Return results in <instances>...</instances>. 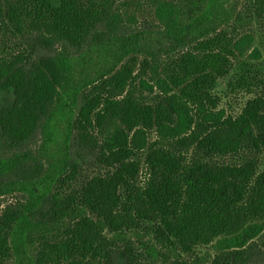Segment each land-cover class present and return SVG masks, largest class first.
<instances>
[{"label": "trees", "instance_id": "obj_1", "mask_svg": "<svg viewBox=\"0 0 264 264\" xmlns=\"http://www.w3.org/2000/svg\"><path fill=\"white\" fill-rule=\"evenodd\" d=\"M229 2L0 0V264H264V76L216 94L264 0Z\"/></svg>", "mask_w": 264, "mask_h": 264}, {"label": "rangeland", "instance_id": "obj_2", "mask_svg": "<svg viewBox=\"0 0 264 264\" xmlns=\"http://www.w3.org/2000/svg\"><path fill=\"white\" fill-rule=\"evenodd\" d=\"M244 0H230L226 8L233 7L236 12H240L244 5ZM250 31L253 32L255 36V42L250 50L258 49L264 53V22L259 23L258 21L250 25ZM246 76L249 83H252L253 78H258L259 76H264V59L253 60L248 55L240 59L231 75L228 78L222 79L218 83V88L216 90L217 96L222 99V108H224L229 114H238L243 108L244 104L251 98L247 92V88H238L234 90L230 86V82L240 79V77ZM12 98L5 96L0 99V107L10 104ZM261 168L264 169V155L261 159ZM198 253L201 257L203 256H214L215 250L212 247H203L198 249ZM255 259L253 264H260L258 260Z\"/></svg>", "mask_w": 264, "mask_h": 264}]
</instances>
